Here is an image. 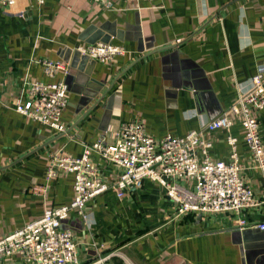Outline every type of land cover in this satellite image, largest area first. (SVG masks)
Returning <instances> with one entry per match:
<instances>
[{"label": "crops", "instance_id": "0c3cea01", "mask_svg": "<svg viewBox=\"0 0 264 264\" xmlns=\"http://www.w3.org/2000/svg\"><path fill=\"white\" fill-rule=\"evenodd\" d=\"M108 39L124 54L104 62L74 49ZM41 59L67 63L47 76ZM264 72V0H15L0 4V237L67 204L73 174L45 178L50 155L79 156L99 136L113 139L121 121L138 120L154 136L184 135L226 112L237 138L242 176L256 204L240 214L189 211L150 179L121 197L112 188L86 202V221L71 211L78 264H264V230L240 228L238 219L264 221V181L231 109L250 78ZM67 81L57 131L15 108L28 82ZM264 142V107L253 110ZM224 129L203 130L212 159L228 161ZM102 179L117 169L98 153ZM45 185L43 193L29 191ZM0 264H32L17 254Z\"/></svg>", "mask_w": 264, "mask_h": 264}, {"label": "built area", "instance_id": "2783aa9c", "mask_svg": "<svg viewBox=\"0 0 264 264\" xmlns=\"http://www.w3.org/2000/svg\"><path fill=\"white\" fill-rule=\"evenodd\" d=\"M41 3L43 0H37ZM15 0H0L4 7ZM81 54L100 62L124 54L123 45L95 42L79 45ZM47 76L56 71L68 72L67 63L60 60L39 61ZM250 88L239 93L231 109L240 115L244 139L260 170L264 181V142L258 120L253 110L264 107V72L262 68L251 76ZM25 100L16 101L18 112L38 120L57 131H65L61 113L67 103L68 85L65 81L28 82ZM231 119L224 111L204 121L200 129H191L184 135L164 134L154 137L145 131L138 120L121 121L113 132V139L99 136L93 143L85 144L79 156L56 151L48 159L45 178L52 177L57 169L73 174L71 200L62 206L47 207L43 214L19 229L0 237V260L17 254L32 264H78L76 243L72 230L64 221L71 211L86 221L85 205L92 197L109 188L121 197L129 187H139L150 179L163 187L165 195L174 202L177 215L189 211L228 212L240 214L256 204L252 187L242 176V166L237 152V138L229 133ZM224 129L229 145L228 161L215 160L209 155L210 140L202 136L203 130ZM98 153L113 164L116 177L111 182L102 179L98 166L91 158ZM45 185L33 184L29 191L43 193ZM240 228L255 227L264 230V221L248 222L238 219ZM92 264H107L98 259Z\"/></svg>", "mask_w": 264, "mask_h": 264}, {"label": "water", "instance_id": "95a60500", "mask_svg": "<svg viewBox=\"0 0 264 264\" xmlns=\"http://www.w3.org/2000/svg\"><path fill=\"white\" fill-rule=\"evenodd\" d=\"M98 41H100V42H109L108 41V39H106V40H104V39H100V40H98ZM96 42V41H95ZM74 51L76 52V53H80L77 49H74ZM86 56V55H85ZM66 83H67V81H65ZM67 85H68V83H67ZM69 88V87H68Z\"/></svg>", "mask_w": 264, "mask_h": 264}]
</instances>
